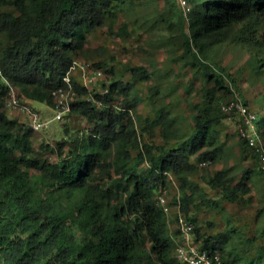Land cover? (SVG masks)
<instances>
[{"label": "trees", "instance_id": "1", "mask_svg": "<svg viewBox=\"0 0 264 264\" xmlns=\"http://www.w3.org/2000/svg\"><path fill=\"white\" fill-rule=\"evenodd\" d=\"M164 1L170 7L165 19L170 37H180L182 57L205 78L189 136L168 146L143 143L145 132L159 127L164 132L173 125L164 109L140 128L131 116L140 100L130 98V90L153 73L130 67L132 81L125 83L112 78V69L102 68L106 95L82 86L79 75L71 73L79 97L66 117L82 118L87 132L72 128L55 145L36 147L31 127L6 112L9 85L19 97L53 108V92L65 86L88 35L111 27L131 0H0V264H184L174 253L179 229H170L178 215L168 217L156 199L168 188L169 177L192 183V155L200 153L201 160L212 163L223 147L216 131L228 116L217 104L222 92L232 94L237 84L208 51L222 47L235 29L236 44L260 50L264 57V0H184L192 8L186 15L177 0ZM255 115V132L264 146V115ZM240 139L264 175L256 148ZM208 185L234 203L250 192L243 182L232 187L224 172H216ZM180 201V213L194 225L202 249L217 251L223 264H264V246L243 259L233 251L236 230L202 235L190 218L196 199L182 191Z\"/></svg>", "mask_w": 264, "mask_h": 264}, {"label": "rangeland", "instance_id": "2", "mask_svg": "<svg viewBox=\"0 0 264 264\" xmlns=\"http://www.w3.org/2000/svg\"><path fill=\"white\" fill-rule=\"evenodd\" d=\"M131 3L117 15L111 27L100 28L88 35L84 55L78 57L74 66L85 65L92 70L112 69L115 73V76L111 75L112 78H123L125 83L132 81L128 72L130 67H144L153 73L150 80H140L130 90V98L137 97L140 100L136 109L130 112L131 116L135 125L140 128L145 125L146 118L155 115L157 110H166L167 119L173 122L169 130L163 132L162 127L149 130L142 135L141 140L154 147L168 146L167 142L174 144L176 140L180 143L190 134L193 126L192 116L201 102L205 78L197 66H191L189 59L182 57L180 37H170V26L165 21L169 18L168 4L164 0H131ZM177 6L185 15L192 11L191 6L190 9L187 8L184 0H177ZM173 22L177 24L178 20ZM186 25H189V21ZM233 33L235 29L226 35L222 47L215 46L208 51L210 58L231 74L237 84V88L232 89V94L222 92L217 105L221 106L232 97H240L248 103L250 111L262 116L263 53L236 44ZM99 63L104 65L97 67L95 64ZM75 74L80 75L79 72ZM95 88L96 92L100 91V85ZM156 91L158 92L155 93ZM17 97L22 105L38 111L42 119L50 121L46 129L34 133L33 143L36 147L41 143L55 145L64 135H70L72 128L82 133L88 130L89 124L82 118L71 116L58 122L53 119V108L38 101ZM122 98H119V101ZM5 109L10 118L29 124V117L20 108H9L5 105ZM67 127L69 130L64 134V128ZM239 128V121L236 123L229 119L218 124L216 132L219 144L223 147L219 149L212 163L201 160L200 153L192 155L190 160L196 168L190 172L189 180L192 183L183 185L179 179L178 182L169 177L166 190L168 199L172 202V216L178 208L175 204L181 202L182 191L188 195L192 194L197 205L190 207V218L195 220V225L202 235L225 233L230 228L236 230L244 240L239 236L233 238L232 245L237 248L232 249L245 259L251 258L257 247L264 246V236L261 235L264 232V175L256 170L251 151L238 135ZM262 140L264 142V136ZM204 162L207 164L204 165ZM216 172H224L226 181L232 187L245 183L250 192L244 196L240 195L242 197L239 202L226 201L221 191L208 185L209 178ZM205 200L213 201L214 206L210 208ZM172 220L170 229L177 230L178 224L173 218ZM179 240L180 237L176 239L177 242ZM245 240L253 241L244 242Z\"/></svg>", "mask_w": 264, "mask_h": 264}, {"label": "built area", "instance_id": "3", "mask_svg": "<svg viewBox=\"0 0 264 264\" xmlns=\"http://www.w3.org/2000/svg\"><path fill=\"white\" fill-rule=\"evenodd\" d=\"M189 9V7H187ZM79 72V80L84 87H94L100 85V93L106 95L109 92L108 87L102 84L104 80V74L101 70H92L89 66L77 65L73 66L70 74L64 78L65 86L57 89L53 92L54 97V120L61 122L64 121L67 115L71 112V105L78 99V93L73 88L71 73ZM1 75V71H0ZM15 89L9 85V96L6 101V106L9 108H20L29 117V126L35 133L41 132L46 129L50 121L42 119L38 111L32 110L26 105H22L17 97ZM99 105V102L96 103ZM221 110L228 116L229 120H233L235 117L239 120L238 129L239 136L249 141L250 146L256 148L258 153L259 167L264 171V146L259 141L256 132L254 121L256 120L255 113L251 112L249 107L246 106L240 97H234L228 102H225L221 106ZM204 165L207 162L203 163ZM157 205L162 207L166 214L172 212V208L169 206V199L167 196V190H163L157 197ZM178 213V227L180 242L175 249L176 258L184 264H223L221 255L216 252L209 253L201 248V246L195 241V230L192 222L185 219L179 211Z\"/></svg>", "mask_w": 264, "mask_h": 264}, {"label": "clouds", "instance_id": "4", "mask_svg": "<svg viewBox=\"0 0 264 264\" xmlns=\"http://www.w3.org/2000/svg\"><path fill=\"white\" fill-rule=\"evenodd\" d=\"M29 125V124H28ZM32 129V128H31ZM33 133H35L34 131H33ZM168 194V193H167ZM158 197V196H157ZM156 204H157V199H156ZM158 206V205H157ZM169 206L171 207V205H170V200H169ZM175 206H177L178 208H179V211H180V207H179V204L178 205H175ZM160 207V206H159ZM162 210H163V208L162 207H160ZM172 208V207H171ZM177 208V209H178ZM173 210V209H172ZM164 211V210H163ZM164 213H165V211H164ZM166 214V213H165ZM175 214H177L178 215V213L176 212ZM168 217H172V212L170 213V214H166ZM177 224H178V221H177ZM179 229V228H178ZM180 237V236H179ZM180 242V240L177 242V244H176V247H177V245H178V243ZM176 247H175V249H176ZM175 253V252H174ZM176 256V255H175Z\"/></svg>", "mask_w": 264, "mask_h": 264}]
</instances>
